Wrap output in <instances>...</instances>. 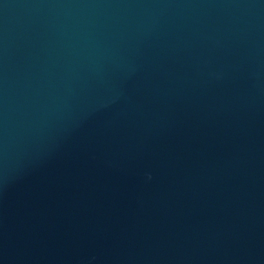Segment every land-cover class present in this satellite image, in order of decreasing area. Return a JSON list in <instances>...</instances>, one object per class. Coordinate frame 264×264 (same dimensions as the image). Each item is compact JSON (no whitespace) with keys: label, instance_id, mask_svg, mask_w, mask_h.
Here are the masks:
<instances>
[{"label":"water","instance_id":"obj_1","mask_svg":"<svg viewBox=\"0 0 264 264\" xmlns=\"http://www.w3.org/2000/svg\"><path fill=\"white\" fill-rule=\"evenodd\" d=\"M0 264H264V0H0Z\"/></svg>","mask_w":264,"mask_h":264}]
</instances>
